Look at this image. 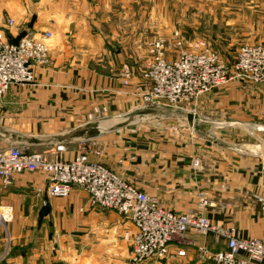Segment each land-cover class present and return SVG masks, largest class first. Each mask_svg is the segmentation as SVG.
Masks as SVG:
<instances>
[{
    "label": "crops",
    "instance_id": "1",
    "mask_svg": "<svg viewBox=\"0 0 264 264\" xmlns=\"http://www.w3.org/2000/svg\"><path fill=\"white\" fill-rule=\"evenodd\" d=\"M122 1L0 0V14L16 22L11 41L29 32L55 34L51 65L36 69L33 85L13 86L0 99V148L18 146L66 161L88 153L176 214L195 212L205 195L212 223L235 229L243 239H263L264 213L256 202L264 196L263 142L260 150L237 145L230 132L213 139L209 133L225 124L254 122L264 128V85L236 81L203 96L195 128L187 116L177 128L163 125L159 111L141 116L138 93L145 88L148 62L134 54L132 0L124 6ZM122 11L125 20L129 16L126 25H118ZM139 61L143 69L137 68ZM126 69L132 71L128 86ZM134 115L138 121L130 120ZM96 148L102 150L99 158ZM45 182L41 173L24 174L1 193L0 205L13 207L14 219L7 240L0 231V264L128 262L131 244L125 235L136 230L127 218L93 208L89 195L78 189L67 198L44 196L49 205L43 207L34 188ZM188 238L196 245L184 256L171 247L173 259L148 264H213L199 248L209 254L228 249L227 241L213 234L191 232Z\"/></svg>",
    "mask_w": 264,
    "mask_h": 264
},
{
    "label": "built area",
    "instance_id": "2",
    "mask_svg": "<svg viewBox=\"0 0 264 264\" xmlns=\"http://www.w3.org/2000/svg\"><path fill=\"white\" fill-rule=\"evenodd\" d=\"M14 26V19L0 15V99L13 86L33 85L36 69L50 64L51 33L29 32L14 43L5 33ZM199 47L197 52L185 51L181 35L176 34L167 52L174 49L179 55L171 60L165 56L164 41L155 45L156 57L147 65L143 74L145 88L138 93L139 112L172 109L199 118L200 99L214 90L235 80L264 85V44L243 46L231 68L226 67L218 54L205 44ZM128 77V74L124 77L126 86L130 84ZM59 149L61 151L62 147ZM94 155L101 157L102 150L96 148ZM194 167L199 168L200 162L195 161ZM35 173L46 177L43 185L34 188L38 198H67L78 189L89 195L93 208L113 211L127 218L136 232L125 235V240L131 244V257L126 264L173 259L176 255L170 252L171 247L178 248L177 254L184 256L186 248L196 245L188 238L191 232L200 236L213 234L227 241L228 249L216 254L199 248L201 254L210 256L213 264H264V238L243 239L235 229L212 223L206 215L212 206L208 196L199 197L195 212L176 214L100 161L92 160L88 153L66 161L28 153L18 146L0 148V197L18 176ZM256 202L264 213V196H257ZM42 205L47 207L49 202L43 199ZM13 219L12 209L1 206L0 224L7 225Z\"/></svg>",
    "mask_w": 264,
    "mask_h": 264
},
{
    "label": "rangeland",
    "instance_id": "3",
    "mask_svg": "<svg viewBox=\"0 0 264 264\" xmlns=\"http://www.w3.org/2000/svg\"><path fill=\"white\" fill-rule=\"evenodd\" d=\"M121 3L124 6L125 3H128V0ZM131 11V20L135 22L133 25L136 26L138 39L137 49L135 50L137 52L134 51V54H137V60L144 58L145 62H148L147 65L156 57L153 50L160 41L165 42V56L174 58V55H179V51L174 49L167 52L169 45L174 43L176 34L181 35L185 51L197 52L200 50L199 46L205 44L206 47L218 54L222 63L225 66L227 65L228 68L235 64L243 46L264 44V0H132ZM0 15L11 18L8 15ZM119 17L120 22L116 20L118 25H126V22H129V16L125 20L124 11L121 12ZM15 27L16 22L13 29ZM5 33L7 39L11 42V29ZM43 33L45 32H39L38 35ZM49 33L52 35L49 42L50 66L52 62L51 44L54 41L55 34L53 32ZM147 65H144V70H146ZM137 68L143 69V63L141 64L139 61ZM127 74L131 80L132 71L130 69H126L123 76L126 77ZM233 82H236V80ZM160 111L158 117L163 119V125L166 126L181 127L184 117H186V112L180 110L165 109L163 113ZM137 117L134 115L130 117V120H136ZM158 117L153 116L151 118L159 120ZM123 119L126 120L129 117ZM137 126H140V124ZM228 132L238 141L235 142L237 145L258 147L260 150L261 142L264 145V128L254 122L242 125L235 124L233 127L226 124L216 128L212 127L209 136L213 139L221 133L226 134ZM10 208L14 216L13 207ZM9 224H0L1 237L4 240L8 239Z\"/></svg>",
    "mask_w": 264,
    "mask_h": 264
},
{
    "label": "water",
    "instance_id": "4",
    "mask_svg": "<svg viewBox=\"0 0 264 264\" xmlns=\"http://www.w3.org/2000/svg\"><path fill=\"white\" fill-rule=\"evenodd\" d=\"M157 110H148V111H144L141 113V116H146V115H156L157 114ZM187 120H188V123L191 127L195 128L197 127V122L199 121V118L198 117H195L191 114L187 115Z\"/></svg>",
    "mask_w": 264,
    "mask_h": 264
},
{
    "label": "trees",
    "instance_id": "5",
    "mask_svg": "<svg viewBox=\"0 0 264 264\" xmlns=\"http://www.w3.org/2000/svg\"><path fill=\"white\" fill-rule=\"evenodd\" d=\"M11 42H14V43H15V42H18V41H13V40H12Z\"/></svg>",
    "mask_w": 264,
    "mask_h": 264
}]
</instances>
